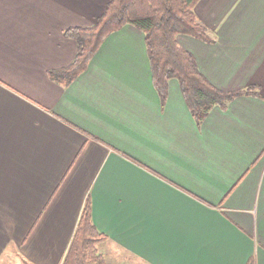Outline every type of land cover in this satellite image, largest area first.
I'll return each instance as SVG.
<instances>
[{
	"label": "crops",
	"instance_id": "crops-1",
	"mask_svg": "<svg viewBox=\"0 0 264 264\" xmlns=\"http://www.w3.org/2000/svg\"><path fill=\"white\" fill-rule=\"evenodd\" d=\"M107 2L0 0V264H60L87 199L121 255L264 264V0H199L212 40L178 36L216 88H253L198 123L175 78L160 98L131 24L50 79L76 55L64 30Z\"/></svg>",
	"mask_w": 264,
	"mask_h": 264
},
{
	"label": "trees",
	"instance_id": "trees-1",
	"mask_svg": "<svg viewBox=\"0 0 264 264\" xmlns=\"http://www.w3.org/2000/svg\"><path fill=\"white\" fill-rule=\"evenodd\" d=\"M198 1L108 0L101 15L90 25L64 30V36L76 41L77 53L69 65L49 70L50 79L68 85L86 69L89 59L110 32L131 24L144 33L151 79L160 98L166 96L168 80L175 78L191 115L200 122L212 106H223L233 97L252 92L253 88L234 91L216 88L200 72L193 54L177 41L178 34L212 40L206 26L195 15ZM106 237L94 225L87 199L60 264H107L97 247ZM246 264H253V260Z\"/></svg>",
	"mask_w": 264,
	"mask_h": 264
},
{
	"label": "rangeland",
	"instance_id": "rangeland-1",
	"mask_svg": "<svg viewBox=\"0 0 264 264\" xmlns=\"http://www.w3.org/2000/svg\"><path fill=\"white\" fill-rule=\"evenodd\" d=\"M181 35H184V34L177 35V41H178V36L180 37ZM105 241L106 239L98 242L97 247L102 253L105 251L106 255L104 256L107 261V264H147L145 261H142L141 259L135 256L125 255V254L121 255L120 251H117L116 248L112 249L109 245H107Z\"/></svg>",
	"mask_w": 264,
	"mask_h": 264
}]
</instances>
